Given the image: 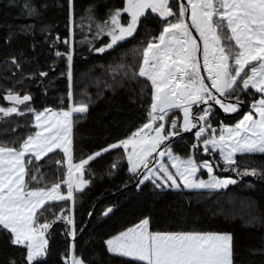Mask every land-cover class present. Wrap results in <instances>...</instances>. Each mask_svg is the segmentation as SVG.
Wrapping results in <instances>:
<instances>
[{
	"label": "snow or ice",
	"instance_id": "snow-or-ice-1",
	"mask_svg": "<svg viewBox=\"0 0 264 264\" xmlns=\"http://www.w3.org/2000/svg\"><path fill=\"white\" fill-rule=\"evenodd\" d=\"M68 5L74 24L73 0ZM24 8L29 16L39 15L30 0ZM153 14L160 29L140 49L138 65L120 63L112 69L150 82L147 120L125 138L73 162L74 114L86 113L89 104L74 101V50L67 37L63 42L69 50H57L56 55L67 58L69 107L38 110L30 93L12 88L4 93L2 98L9 103L0 105V118L31 114L36 128L18 145L0 143V232L7 233L13 245L24 247L25 264H42L41 258L48 254L50 230L57 221L65 222L67 235L72 237L71 258L67 253L64 256L66 264H88L76 253L74 193L91 183L84 175L89 162L110 150L123 149L119 159L126 158L128 173L138 189L150 182L160 189L211 190L227 188L246 175L264 177V169L241 168L238 163V155L264 154V0H122L105 19L89 17L95 38L107 37L93 50L105 53L134 38L142 19ZM58 40L59 34L53 43ZM12 60L20 66L15 57ZM249 93L253 94L250 110L237 123L214 124L217 106L224 113H235L247 103L242 97ZM182 132L193 133L187 156L176 153L172 146L173 138ZM57 149L67 159V178L41 186L43 176L35 174L40 168L33 165L42 163L41 158L49 153L55 155ZM199 151L212 158L198 159ZM216 154L220 160L215 159ZM221 161L235 177L216 173ZM118 167L119 160L110 166ZM54 202L63 206L48 219L45 214ZM113 207L102 214L109 215ZM105 244L110 253L140 264H234L230 232L152 230L150 217L111 235ZM11 264H17L16 260Z\"/></svg>",
	"mask_w": 264,
	"mask_h": 264
},
{
	"label": "trees",
	"instance_id": "trees-1",
	"mask_svg": "<svg viewBox=\"0 0 264 264\" xmlns=\"http://www.w3.org/2000/svg\"><path fill=\"white\" fill-rule=\"evenodd\" d=\"M26 2L0 0V105H8L2 97L12 88L21 94L30 93L31 103L38 110L70 106L67 58L56 55L57 50L62 53L69 50V45L63 42L67 37L74 50V101L89 104L86 113L74 114L73 162L125 138L145 123L151 103L150 82L124 76L122 71L114 73L112 69L120 63L138 65L140 49L149 38L158 35L160 22L155 15L142 19L134 38L105 53H97L93 48L101 46L107 37L95 38L96 29H90L89 17L105 19L108 11L120 6L122 0H73L74 24L69 19L68 0H30L38 8V16L27 14ZM57 34L60 40L53 43ZM40 72L48 75L41 77ZM242 98L247 103L240 113L226 116L217 108L214 124L220 121L234 124L242 117L249 110L253 94ZM35 131L31 114L0 118V143L18 145ZM193 142V133H184L173 138V150L187 156ZM55 153L33 165L40 168L35 174L43 176L41 186L67 178L65 157L60 151ZM121 156L123 149L118 148L90 161L84 175L91 183L74 193L76 253L82 254L88 264H140L111 254L105 241L144 217H150L152 230L230 232L234 264H264V177L242 176L236 184L218 191L159 189L150 182L138 189L134 177L128 173L126 158L119 159ZM197 158L211 159L212 155L199 151ZM215 159L220 160L218 154ZM117 160L119 167L111 169ZM238 163L241 168L264 169V154L238 155ZM216 173L236 176L223 168L222 161ZM110 205L114 206L113 212L103 215ZM62 206L54 202L46 218L51 219L52 212H58ZM50 232L48 254L41 258L42 264H66L64 256L70 254L72 237L67 235L65 222L57 221ZM25 255L23 246L13 245L7 233L0 232V264H11L13 259L17 264H25Z\"/></svg>",
	"mask_w": 264,
	"mask_h": 264
},
{
	"label": "rangeland",
	"instance_id": "rangeland-1",
	"mask_svg": "<svg viewBox=\"0 0 264 264\" xmlns=\"http://www.w3.org/2000/svg\"><path fill=\"white\" fill-rule=\"evenodd\" d=\"M98 20H100V19H96V21H98ZM92 23V21H90V24ZM92 30L93 31H95V26L93 25L92 27ZM95 35V34H94ZM5 106H8V105H5ZM218 107V106H217ZM222 112H223V110L222 109H220ZM249 110H250V105H249ZM224 113V112H223ZM236 113V112H235ZM224 114H228V115H231V114H233V113H224ZM2 115V114H1ZM179 115H182V113H179ZM242 117H240L239 119H241ZM238 119V120H239ZM238 120L235 122V123H237L238 122ZM234 123V124H235ZM184 133V132H183ZM54 151H60V152H62L63 153V151H62V149H57V150H54ZM64 155V154H63ZM65 162H66V165H67V159H66V157H65ZM202 175L204 176V178L206 179L207 178V173H206V170H204L203 172H202ZM160 189V188H159ZM163 189H170V190H180V189H174V188H167V187H165V188H163ZM181 189H183V190H186V191H218V190H221V189H225V188H221V189H211V190H209V189H187V188H181ZM77 191H80V190H77Z\"/></svg>",
	"mask_w": 264,
	"mask_h": 264
},
{
	"label": "water",
	"instance_id": "water-1",
	"mask_svg": "<svg viewBox=\"0 0 264 264\" xmlns=\"http://www.w3.org/2000/svg\"><path fill=\"white\" fill-rule=\"evenodd\" d=\"M218 108V107H217ZM219 109V108H218ZM220 110V109H219ZM243 110V105H242V107L236 112V113H233V114H231V115H228V114H226V116H232V115H234V114H237V113H240L241 111ZM221 111V110H220ZM189 133H192V132H189ZM182 134H184V133H181V135ZM46 257V256H45Z\"/></svg>",
	"mask_w": 264,
	"mask_h": 264
},
{
	"label": "crops",
	"instance_id": "crops-1",
	"mask_svg": "<svg viewBox=\"0 0 264 264\" xmlns=\"http://www.w3.org/2000/svg\"><path fill=\"white\" fill-rule=\"evenodd\" d=\"M112 254V253H111ZM114 255H118V256H121V255H119V254H114ZM123 257V256H122ZM70 258H71V251H70V254H69V260H70ZM127 258V257H126Z\"/></svg>",
	"mask_w": 264,
	"mask_h": 264
}]
</instances>
